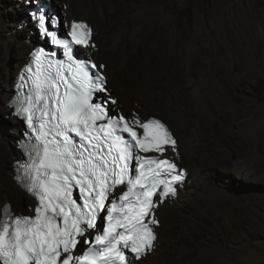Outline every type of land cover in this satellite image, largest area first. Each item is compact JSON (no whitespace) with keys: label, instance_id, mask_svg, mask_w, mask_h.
Masks as SVG:
<instances>
[{"label":"snow or ice","instance_id":"6c2138e0","mask_svg":"<svg viewBox=\"0 0 264 264\" xmlns=\"http://www.w3.org/2000/svg\"><path fill=\"white\" fill-rule=\"evenodd\" d=\"M38 12L64 58L35 49L11 101L27 128L16 180L33 204L29 215L0 206V264H134L155 249L156 210L187 175L163 158L177 141L160 119L110 115L116 100L96 98L107 94L106 65L73 53L95 47L89 25L74 20L60 37V19Z\"/></svg>","mask_w":264,"mask_h":264},{"label":"rangeland","instance_id":"374dc122","mask_svg":"<svg viewBox=\"0 0 264 264\" xmlns=\"http://www.w3.org/2000/svg\"><path fill=\"white\" fill-rule=\"evenodd\" d=\"M53 1L62 12L65 4L61 6L57 0ZM66 1L70 12L77 15L82 13L73 11L70 1ZM11 2L13 0H0V25L5 24L10 28V19L15 15V7L11 6ZM137 2L147 3L148 6L142 9L137 23L143 34L138 36V41H131L130 44L136 43L139 47L137 59H140L142 49L148 53L147 94L161 97L167 94V85L171 86L172 90L180 91L181 103L190 109L197 101L192 91H198L205 106L212 109L214 114V118L207 120L200 115L193 117L197 123H211L212 134L206 137V150L213 155V159L224 157L227 160L231 167L228 174L234 180L239 174L245 173L237 178L242 188L230 192L234 196L237 194L243 197L226 200L219 192L214 193L213 214H203L197 228L176 239L177 245L188 244L191 249V256L181 258V262L264 264V0ZM15 4L14 2V6ZM24 16L23 10L22 17ZM75 17L73 15L72 18L77 19ZM69 18L66 17V20ZM101 33L94 34L93 48L98 47L97 43L101 45ZM6 46V43L0 41V55L3 52L7 56H0V75L4 79L10 65L14 63L15 53L18 54L15 46ZM237 47L240 49L236 51ZM98 56L100 55L96 54V58ZM103 61L107 64L105 58ZM173 70L175 71L171 72ZM242 70L247 71L245 78ZM109 76L108 86L112 95L118 99L116 109L128 115L135 107L134 102H137L144 105L145 112L143 109H136L144 115L141 118L150 115L163 118L160 112L147 104L148 98L140 97L135 90L128 103L126 92L119 89V84L113 80L110 72ZM240 97L248 99L252 106L248 107L246 113L236 117L241 108ZM2 117L4 118L3 115ZM186 118L191 119L190 115H186ZM239 138L243 139L246 150L251 152L248 156L237 146ZM221 139L226 147L221 145ZM237 162L242 164L240 169L236 166ZM184 165L187 166V163ZM257 168L260 170L258 180L254 179ZM209 170V178L214 181L227 178V174L220 168ZM4 197L13 198L6 195ZM29 201L25 197V205L22 204L19 208L26 207ZM11 203L19 206L14 201ZM14 206L13 211L18 212ZM22 212H29V208H24ZM187 222L185 220L184 224ZM201 229H208V237L197 231ZM181 249V246L178 247L170 255L164 253L165 263L168 256L177 259Z\"/></svg>","mask_w":264,"mask_h":264},{"label":"bare ground","instance_id":"6f19581e","mask_svg":"<svg viewBox=\"0 0 264 264\" xmlns=\"http://www.w3.org/2000/svg\"><path fill=\"white\" fill-rule=\"evenodd\" d=\"M57 1L61 3V6L65 4L64 8L62 7V12L66 17L72 18L74 15L87 19L93 31L91 41H94L95 33L98 35L100 31L102 32L100 34L101 45L97 43V48L89 47L88 51L97 65H106L103 73L107 78V85L109 84L110 72L113 80L119 84V89L126 92L128 103L132 99V91L135 90L140 97L148 98L147 104L160 112L173 130L174 137L177 139V151L173 153L169 149L166 156L172 158L181 167H186L188 176L185 184L178 189L177 197H169L156 210V217L160 223L155 229L157 232L155 249L143 257L141 261L134 262V264H183L181 258L191 256V249L188 244L177 245L175 243L176 239L179 235L187 234V232L197 228V223L203 214L209 216L213 214L214 193L219 192L226 200L243 197L237 194L234 196L230 192L239 191L242 188L237 178L242 177L245 173L239 174L234 180L232 175L228 174L231 167L228 166L227 160L224 157L213 159V155L206 150L207 144L205 145V143L208 140L206 137H210L212 134L210 131L211 123L208 124L204 121V124H200L193 117L200 115L204 120H207L214 118V114L212 109L205 106V101L198 91L195 89L192 91L197 101L195 106L190 109L181 103L180 91L172 90L171 86L167 85V94L164 96L147 94L145 89L149 78L147 73L148 63L146 61L148 53L142 49L141 57L137 59L136 55L139 47L136 43L130 44L131 41H138V36L143 34L137 23L142 14V9L148 6L147 3L140 4L137 0H68L73 7L71 8L73 11L83 13L77 15L70 12V6L66 0ZM10 4L13 8L15 7L13 9L14 17L11 18L10 16L12 28L7 27L5 24L0 25V41L6 43L9 48L10 46H15L18 54L16 55L15 53V60L10 65V69H8L7 77L4 79L0 75V202L2 201L1 206H3L6 202L11 203V201H14L19 206H14L12 203L11 205L19 212H22L24 208H29L30 202L32 205L33 201L15 180L16 172L13 162L16 161L19 153L16 150L15 137L17 135L16 139L18 138L21 122L12 116L8 101L11 98L13 82L20 66L26 62L29 51L39 43V40L33 24L22 21L23 7L19 4L14 6V1ZM238 49L240 48L237 47L235 50L237 51ZM2 53L1 55L7 57L6 53ZM96 54L101 57L98 56L96 58ZM104 58L107 64L104 63ZM241 73L244 74L243 78H245L247 71L242 70ZM239 104L241 108L237 112L236 117L246 113L248 107L252 106L245 97L239 98ZM134 105L133 111L144 117L138 111L142 109L144 111V105L141 106L137 102H134ZM186 115H190L191 119H187ZM149 118L150 116L142 119L146 120ZM221 145L226 147L222 139ZM237 146L241 151L246 152V156L251 153L246 150L243 139H237ZM186 163L188 167L184 165ZM236 166L240 169L242 164L237 162ZM209 168L213 170L222 169L227 174V178L214 181V179L209 178ZM254 174V179H257L260 174L259 168L254 171ZM5 195L13 198L8 199L4 197ZM25 197L29 198L30 201L26 207L24 206L21 209L19 207L22 204L25 205L23 203ZM252 198L256 200V197L252 196ZM185 220L188 221L187 224H184ZM209 226L210 228L212 227V225ZM208 229L197 231L201 235L208 237ZM180 246L182 249L178 253L177 259L168 256V260L165 263L166 255L172 254ZM164 253H166L165 256Z\"/></svg>","mask_w":264,"mask_h":264},{"label":"clouds","instance_id":"9594fccd","mask_svg":"<svg viewBox=\"0 0 264 264\" xmlns=\"http://www.w3.org/2000/svg\"><path fill=\"white\" fill-rule=\"evenodd\" d=\"M13 1H14L16 4H19L20 6H22V7L24 8L25 16L22 17V21H23V22H24V21H27V22H29V23H32L33 26H34V28H35V33H36V35H37V38H38V40H39V43H37L33 48H35V47H37V46H39V45H42V46H44L45 48H46V47H49V46H50V45H49V40L47 39V40H48V41H47V40H42V39H40L41 37H40L39 29H37V27L35 26V22L32 20V18H31V16H30V10L33 9V7H35L34 0H13ZM41 1H43L45 4H47V5L49 6V10H52V11H47L46 16L51 17V16H50V13L52 12L53 15L57 16V17L60 19V27H59L58 31H59V33L62 34V35L67 34V31L70 29V25H71L72 21H74V20H75V21H85V20H81V19H72V18H69V20H66V17L63 15V12L60 11V9L58 8V5L55 3V1H54L55 6L52 4V1H53V0H41ZM56 10L59 12V15H58V13H56ZM75 18H77V17H75ZM85 22L89 25L88 21H85ZM89 27H90V26H89ZM90 28H91V27H90ZM91 30H92V28H91ZM32 32H34V30H32ZM92 33H93V31H92ZM91 40H92V37H91ZM91 42L95 43L94 41H91ZM33 48L29 51L26 62L23 63V64L20 66L19 70H21V69L23 68V66H24L26 63H28V61L30 60V55H31V52H32ZM78 53H79V54H78ZM76 54H77V56H82V55H83V54L81 53V49H80V48L77 49ZM92 58H93V57H92ZM93 60H94V59H93ZM94 61H95V60H94ZM95 63H96V61H95ZM19 70H18V72H19ZM16 75H17V74H16ZM107 83H108V82H107ZM106 87H107V90H108L109 93H110V97H112V98H116V99H117V97H115L114 95H112L113 93H112L111 89L109 88V86H108L107 84H106ZM12 94H13V86H12ZM11 96H12V95H11ZM10 100H11V98H10ZM10 100L8 101V105H9ZM117 100H118V99H117ZM116 103H117V102H116ZM115 105H116V104H115ZM9 109H11V114H12L13 109H12V108H9ZM113 112H114V114H117L118 112H121V111H120L119 109H116V106H115V109L113 110ZM133 113H136V114L139 116V114H138L137 112H134L133 109L131 110V112H130L128 115H125L124 113L121 112L122 115H124V116H126V117H128V118H131V116H132ZM12 116H14V115L12 114ZM14 117H15V116H14ZM140 117H141V116H140ZM15 118H16V117H15ZM150 118H157V119L162 120V121L168 126V128L171 130V132L173 133V130L170 128L169 124L167 123V121H166L164 118H161V117L156 116V115H150ZM16 119L20 121V119H18V118H16ZM20 122H21V121H20ZM22 125H23V122H21V129H22ZM20 132H21V130H20ZM20 132L18 133V138L21 137V133H20ZM173 135H174V134H173ZM18 138H17V139H18ZM17 139H16V141H17ZM175 139H176V138H175ZM176 141H177V139H176ZM16 150H18V152L20 153V151H19V149H18V142H16ZM19 153H18L17 159H18L19 156H20ZM166 154H167V152L164 154V157H166V158L169 159V160L174 161L172 158L167 157ZM17 159H16V160H17ZM174 162H175V161H174ZM13 163H14V162H13ZM175 163L177 164L178 168H182V169H184V170L186 171V173H187V175H186V177H185L183 183L180 184V185L178 186V189H179L181 185L185 184V181H186L187 176H188V172H187V170H186V169H187L186 167H181L177 162H175ZM13 167H14V164H13ZM15 180H16V179H15ZM177 193H178V190H177ZM176 197H177V194H176L175 197H171V198H176ZM31 199H32V198H31ZM32 201H33V200H32ZM6 203H9V204L11 205L10 202H6ZM6 203H4V204H6ZM4 204H3V205H4ZM11 207H12V205H11ZM12 210H13V208H12ZM15 213H16V214H18V213L26 214L27 212H19V211H18V212H15ZM155 231H156V230H155ZM156 234H157V232H156Z\"/></svg>","mask_w":264,"mask_h":264},{"label":"flooded vegetation","instance_id":"af4514ba","mask_svg":"<svg viewBox=\"0 0 264 264\" xmlns=\"http://www.w3.org/2000/svg\"><path fill=\"white\" fill-rule=\"evenodd\" d=\"M85 17H86V16H85ZM77 19H81V20H85V21H87L86 18H82V17H77Z\"/></svg>","mask_w":264,"mask_h":264},{"label":"water","instance_id":"95a60500","mask_svg":"<svg viewBox=\"0 0 264 264\" xmlns=\"http://www.w3.org/2000/svg\"><path fill=\"white\" fill-rule=\"evenodd\" d=\"M52 4L55 6V3H54V1H52ZM56 13H58V15H59V12L56 10ZM79 54V53H78Z\"/></svg>","mask_w":264,"mask_h":264},{"label":"trees","instance_id":"16d2710c","mask_svg":"<svg viewBox=\"0 0 264 264\" xmlns=\"http://www.w3.org/2000/svg\"><path fill=\"white\" fill-rule=\"evenodd\" d=\"M77 55V54H76Z\"/></svg>","mask_w":264,"mask_h":264}]
</instances>
